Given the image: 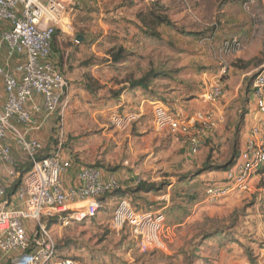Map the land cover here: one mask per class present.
Listing matches in <instances>:
<instances>
[{
	"label": "rangeland",
	"instance_id": "rangeland-1",
	"mask_svg": "<svg viewBox=\"0 0 264 264\" xmlns=\"http://www.w3.org/2000/svg\"><path fill=\"white\" fill-rule=\"evenodd\" d=\"M87 11L83 27L91 41L73 57L75 92L40 137L49 151L62 143L76 165L113 173L123 188L95 218L53 227L60 254L81 264H264V170L249 190L206 201L209 185L225 183L253 124L264 137L252 87L264 64V0H92ZM233 40L245 46L238 56L226 52ZM150 71L148 88L132 85ZM218 75L225 85L222 122L193 154L184 136L155 126L154 104L187 117ZM168 192L169 202L159 199ZM121 198L137 211L165 214V248L143 252L128 227H112ZM26 222L32 228L33 220Z\"/></svg>",
	"mask_w": 264,
	"mask_h": 264
},
{
	"label": "built area",
	"instance_id": "built-area-1",
	"mask_svg": "<svg viewBox=\"0 0 264 264\" xmlns=\"http://www.w3.org/2000/svg\"><path fill=\"white\" fill-rule=\"evenodd\" d=\"M81 1L0 0V23L10 24L0 34V52L5 45L9 57L16 53L26 57L17 64L16 72L0 63L6 92V102L0 106V165L15 166L12 139L32 163L22 175V184L11 196L7 195L8 186L0 178V252L11 258L12 264H81L76 258L60 254L61 243L53 227L58 225L62 230L95 218L105 208L107 199L123 188L116 175L100 167L76 165L65 156L62 143L38 157L44 144L28 137L31 129L39 127L36 115L45 123L61 105L64 108L67 105L64 94L68 80L52 59L53 44L59 29L70 28V18ZM241 49L242 43L238 40L226 45V52ZM224 93L222 75L215 76L206 82L200 96L211 106L187 117L175 115L158 101L154 104L155 126L184 136L191 153L196 154L201 148V137L213 133L222 122L216 104ZM253 97L258 110L264 114V64L253 79ZM262 166L264 137L256 123L250 128L238 161L226 171L225 183L206 188V201L213 204L230 192L249 190L252 178ZM14 168L10 170L13 178L17 176ZM73 170L75 181L68 186L65 175ZM26 220L34 221L30 231ZM165 220L161 211H137L129 199L121 198L117 200L111 225L118 231L128 227L141 251L148 252L165 248Z\"/></svg>",
	"mask_w": 264,
	"mask_h": 264
},
{
	"label": "crops",
	"instance_id": "crops-1",
	"mask_svg": "<svg viewBox=\"0 0 264 264\" xmlns=\"http://www.w3.org/2000/svg\"><path fill=\"white\" fill-rule=\"evenodd\" d=\"M92 3V0H82L81 1V4L79 6V8L76 10V12L71 16L70 18V28H64V29H59L58 30V34H57V38L54 42V46L61 50V53H62V58H61V61H59V67L61 68V70L63 71V73L65 74L67 80H68V87H67V91H66V97L67 98V103L70 101V98L72 96V94H74V84H75V69L74 67H71L72 65L76 66L75 64H72V61H73V57L75 58H78V56H76L77 54L79 55L80 52L78 53V50H83V46L91 41L90 39V34L84 32V31H89L87 29H84L83 27V20L85 19V17L88 16V11H87V5L91 4ZM85 16V17H84ZM0 34L2 31H5L7 29L10 28V24L7 22H3V23H0ZM81 31V32H79ZM83 31V32H82ZM93 31V30H91ZM246 32V31H245ZM217 37H218V34H219V31H217ZM78 36H81V38H78ZM83 37V38H82ZM78 40V41H77ZM244 48L245 46L235 52L238 55H240L241 53H243L244 51ZM219 49V50H218ZM217 49V61L220 62L221 59H220V48ZM14 56L15 54L12 56V57H9V51H8V48L4 45L3 48H2V51L0 52V63L4 66V67H8L10 70H12L13 72H16V66L18 63L20 62H15L14 61ZM80 56V55H79ZM57 60L60 59L59 56L56 58ZM56 60V62H57ZM206 80V78H205ZM0 85H1V88H2V98L0 99V106L3 107L5 102H6V92H5V89H4V82H3V79L0 75ZM71 91V92H70ZM70 92V94H68ZM40 100V99H39ZM198 102L196 104V107H198L195 111L197 110H200L201 108H206V107H209L211 105H208L206 103H202L199 99H196L195 102ZM218 106V109H219V115L222 116V111H221V108H220V104L217 103L216 104ZM189 106V105H188ZM193 111V112H195ZM192 112V113H193ZM191 113V114H192ZM190 115V114H189ZM35 120H37V123L39 124V127H35L34 129H31L28 133V137L30 138H36L38 140H40L43 144H44V147L45 149H47V145H46V142L40 137V133L43 132V129L45 127V123H43V120H42V117L40 115H36L35 116ZM212 134V133H211ZM210 134H205L203 135V139H202V143L205 142V138L209 137ZM11 144H12V148H13V153L15 154L16 156V163L15 165H20L21 167H23V172H22V175L28 170L27 167H29V163H30V158L28 157L27 154H25L23 151H21L19 149V147L17 146L16 142L14 139L11 140ZM50 152V151H49ZM48 152V153H49ZM15 167V166H13ZM13 167L11 166H7V165H0V178L6 183H11L14 178L11 177L10 175V170L13 169ZM15 169V168H14ZM18 173H21V172H17ZM75 170L71 171L69 174L65 175V182L66 184L69 186V185H72V183H70V180L69 179V176L71 178H74V181H75ZM110 174V173H108ZM113 174V173H111ZM67 178V179H66ZM218 179L220 177H217ZM226 178V177H225ZM74 183V182H73ZM8 188L10 187V185H7ZM18 187H16L13 192L9 195H13L14 192L16 191ZM159 199H163V200H166L167 202H169L170 200V192L164 194V195H161L159 197ZM1 201V199H0ZM34 223V221H33ZM26 224L28 225L29 227V231L32 229L31 226L26 222ZM34 226V224H33ZM32 226V227H33ZM10 258L9 257H4L2 255V253L0 252V264H4V263H7V261L9 260Z\"/></svg>",
	"mask_w": 264,
	"mask_h": 264
},
{
	"label": "trees",
	"instance_id": "trees-1",
	"mask_svg": "<svg viewBox=\"0 0 264 264\" xmlns=\"http://www.w3.org/2000/svg\"><path fill=\"white\" fill-rule=\"evenodd\" d=\"M152 5H156L155 3H152ZM145 15V14H144ZM162 23V21L160 22V24ZM164 23V22H163ZM159 25V24H158ZM151 31V30H150ZM57 34L58 33H56L55 34V37H54V42H55V40H56V38H57ZM55 44H53V55H52V59H53V61H54V63L59 67V61H61V58H62V53H61V50H59V49H57L55 46H54ZM121 51L123 50V49H120ZM59 56V58L60 59H56L57 57ZM119 59V57L117 58L116 56H115V60H118ZM56 60H57V62H56ZM60 68V67H59ZM61 69V68H60ZM154 73V75L156 74H160V73H157V72H153ZM152 76V73H151V71L150 72H148L147 73V75L146 76H143V77H141V78H139V79H136V80H133L132 81V85L133 86H139V87H143V88H148V86H149V83L150 82H147V80L149 79V77H151ZM252 87H253V84H252ZM48 152H49V149L47 148V150L44 148V150L38 155V157H41V156H43V155H46V154H48ZM204 164H206V162L204 163ZM28 169H29V167H27ZM205 170H208V169H210L211 168V165H205ZM15 170H16V172H23V167H21L20 165H15ZM262 170H264V166H262V167H260L257 171H256V174H258V173H260V172H262ZM22 177H20V178H17L15 181H14V183H12V185L9 187V188H7V195H10L12 192H13V190L16 188V187H19L21 184H22ZM140 188L141 189H146V187H145V185H144V183H141V186H140ZM147 189H150L149 187H147ZM120 191V190H119ZM118 192V191H117ZM4 264H12V261H11V258L7 261V263H4Z\"/></svg>",
	"mask_w": 264,
	"mask_h": 264
},
{
	"label": "water",
	"instance_id": "water-1",
	"mask_svg": "<svg viewBox=\"0 0 264 264\" xmlns=\"http://www.w3.org/2000/svg\"><path fill=\"white\" fill-rule=\"evenodd\" d=\"M78 38H81V36H78ZM83 38V37H82Z\"/></svg>",
	"mask_w": 264,
	"mask_h": 264
}]
</instances>
